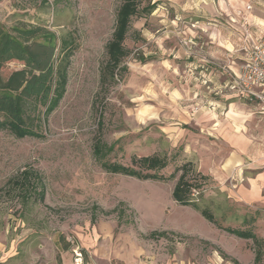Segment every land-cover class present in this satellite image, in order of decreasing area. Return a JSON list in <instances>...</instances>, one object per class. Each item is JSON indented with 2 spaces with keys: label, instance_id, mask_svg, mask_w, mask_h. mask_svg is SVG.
<instances>
[{
  "label": "rangeland",
  "instance_id": "1",
  "mask_svg": "<svg viewBox=\"0 0 264 264\" xmlns=\"http://www.w3.org/2000/svg\"><path fill=\"white\" fill-rule=\"evenodd\" d=\"M120 3L0 0V21L7 26H44L72 47L66 90L42 125L44 136L0 131V264H73L75 247L83 264H219L218 252L200 238L223 249L238 244L198 210L173 200L180 171L164 181L110 173L92 150L100 137L113 144L110 161L130 164L132 156L165 155L164 176L188 162L202 174L201 158L208 167L218 166L229 155L218 134L226 128L227 103L259 110L228 82L230 70L242 63L244 29L257 31L247 15H264V0L142 1L141 8L155 7L131 19L124 41L127 71L96 97ZM22 67L18 61L0 64V78ZM26 167L42 176L41 203L22 204L9 182ZM231 181L240 180L230 175L229 187ZM199 190L198 206L211 210L221 225L264 231L257 222L263 210L228 199L209 176ZM119 202L128 222L117 227L112 209ZM153 230L169 233L146 238ZM243 242L251 246V240Z\"/></svg>",
  "mask_w": 264,
  "mask_h": 264
},
{
  "label": "trees",
  "instance_id": "2",
  "mask_svg": "<svg viewBox=\"0 0 264 264\" xmlns=\"http://www.w3.org/2000/svg\"><path fill=\"white\" fill-rule=\"evenodd\" d=\"M144 0H121L116 11L115 25L110 39L105 45L106 59L100 67V93H108L127 71L123 64L128 54L124 46L131 19L140 11L144 13L154 9L140 7ZM72 55L71 41L60 38L48 28L40 25L16 23L7 26L0 21V64L18 61L23 64L20 69L13 70L5 79L0 78V131L7 130L18 138L30 136L42 138V125L47 116L57 107L63 97L67 84V70ZM100 126L101 115L98 120ZM113 150V144H107L98 137L93 144V156L100 167L110 173L135 177L141 180L164 181L180 174L173 186V200L183 206H191L198 210L202 217L220 230L239 238L251 240L254 257L251 264H262L264 259V239L258 237L252 227L237 228L221 225L211 210L200 208L192 197L193 189H201L208 176L193 172L190 162L177 166L168 176L160 173L168 165L165 155L152 154L132 156L130 164L110 161L106 157ZM18 190L17 197L22 204L32 201L41 203L45 197V185L42 176L34 169L26 167L9 180ZM123 202H119L112 211L116 212V225L127 223ZM106 215L108 211L102 210ZM96 219L92 214L91 220ZM168 232L153 230L146 238L165 237ZM223 257L227 256L220 252ZM233 264H240L234 258H227Z\"/></svg>",
  "mask_w": 264,
  "mask_h": 264
},
{
  "label": "crops",
  "instance_id": "3",
  "mask_svg": "<svg viewBox=\"0 0 264 264\" xmlns=\"http://www.w3.org/2000/svg\"><path fill=\"white\" fill-rule=\"evenodd\" d=\"M247 18L250 24L254 25L257 30H254L251 34L252 39L264 38V15L254 12L249 13ZM244 57L245 51L242 52V61ZM239 66L230 70L232 74L228 82L229 85L237 73ZM234 94L242 97L237 93ZM234 110L242 111L244 117L237 118ZM224 118L226 120V128L219 130L218 134L227 146L229 155L226 159L220 160L218 166L212 165L210 167L205 165L201 158L198 161V169L202 174L208 175L214 181L219 192L224 193L228 199L239 201L242 205L255 207L260 211H264V112L260 110L254 111L246 107L244 103L229 101L226 105ZM230 175H233L235 181L236 178L240 180L236 181L235 184L231 181L230 185L232 187H229L227 183ZM257 222L261 226L264 225V213L258 214ZM257 236L264 239V231L259 232ZM233 238H235L238 244L236 247L230 249H223L213 244L215 243L214 241L211 243L209 240L203 238H200V242L211 245L218 252L219 264L223 262L233 264L227 259L229 257L236 259L240 264H251L254 257L251 246L249 248L243 246V243H245L243 241L246 239L236 236ZM220 252L225 254L227 258L223 257Z\"/></svg>",
  "mask_w": 264,
  "mask_h": 264
},
{
  "label": "built area",
  "instance_id": "4",
  "mask_svg": "<svg viewBox=\"0 0 264 264\" xmlns=\"http://www.w3.org/2000/svg\"><path fill=\"white\" fill-rule=\"evenodd\" d=\"M249 7V6H248ZM243 38L245 57L230 84L231 88L243 98L254 102L264 112V38L253 40L247 28ZM200 194L193 189V198ZM73 264H83L82 250L73 248Z\"/></svg>",
  "mask_w": 264,
  "mask_h": 264
}]
</instances>
